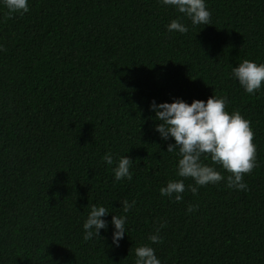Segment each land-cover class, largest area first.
I'll return each mask as SVG.
<instances>
[{
  "label": "trees",
  "instance_id": "obj_1",
  "mask_svg": "<svg viewBox=\"0 0 264 264\" xmlns=\"http://www.w3.org/2000/svg\"><path fill=\"white\" fill-rule=\"evenodd\" d=\"M206 6L210 25L192 26L158 0H28L23 14L0 5V264H134L141 245L161 264H264V82L247 94L230 75L244 59L264 63V0ZM177 18L186 33L167 31ZM213 95L250 122L256 166L247 191L222 180L193 195L149 103ZM108 152L133 161L131 180H114ZM179 179L181 201L160 195ZM93 204L108 221L126 216L119 247L111 226L83 240Z\"/></svg>",
  "mask_w": 264,
  "mask_h": 264
},
{
  "label": "clouds",
  "instance_id": "obj_2",
  "mask_svg": "<svg viewBox=\"0 0 264 264\" xmlns=\"http://www.w3.org/2000/svg\"><path fill=\"white\" fill-rule=\"evenodd\" d=\"M162 6L171 7L190 20L192 26L210 25L211 13L206 6V0H158ZM0 5L5 7L9 14H23L29 11L28 0H0ZM169 33L184 34L188 31L187 25L180 18L172 19L166 25ZM231 77L238 82L247 94L259 91L264 82V63L244 59L238 66L232 67ZM228 103L227 97L210 96L206 101L193 99L189 104L179 97H174L172 102L158 103L155 98L149 103V111L154 113L152 119L158 121L154 131L168 143L167 152L178 150L176 176L191 178L194 184L188 185V190L193 195L198 193L199 187L208 184H218L225 181L229 189L247 191V184L243 175L250 173L256 166V147L253 143L254 133L250 122L239 111L231 113L225 110ZM210 159L211 165L201 159ZM104 164L111 168L114 180L132 179L130 167L132 160L128 156H120L114 160L111 152L102 157ZM212 165H220L229 175L224 177ZM185 191L183 179L169 180L166 186L159 189L161 196L174 198L179 202ZM122 209L127 213L135 204L124 200ZM195 205L189 204L186 212L196 210ZM109 212L104 206L93 204L82 224V238L85 242L96 237H101V229L108 230L111 226L112 245L120 246V241L126 232V216L112 215L111 221L105 219ZM148 236L151 243H158L160 228ZM134 264H161L155 251L148 245L137 246L134 249Z\"/></svg>",
  "mask_w": 264,
  "mask_h": 264
}]
</instances>
